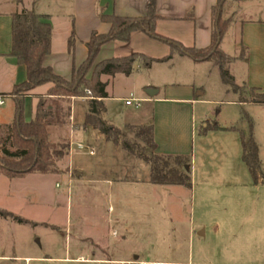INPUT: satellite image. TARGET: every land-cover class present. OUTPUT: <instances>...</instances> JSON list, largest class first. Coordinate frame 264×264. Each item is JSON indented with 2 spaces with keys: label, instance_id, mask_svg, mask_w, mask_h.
I'll list each match as a JSON object with an SVG mask.
<instances>
[{
  "label": "rangeland",
  "instance_id": "1",
  "mask_svg": "<svg viewBox=\"0 0 264 264\" xmlns=\"http://www.w3.org/2000/svg\"><path fill=\"white\" fill-rule=\"evenodd\" d=\"M1 2L15 6L18 12L35 11L38 8L41 14L56 18L57 30L63 27L66 22L64 17L69 16L73 10V0H22L21 3L18 0H0V5ZM243 6V11L232 14L231 27L226 31L221 44V50L232 58L228 70L235 78L234 88L223 83L220 70L212 61L200 66L194 63H159L149 70L137 65L135 72L130 76L117 75L105 79L108 82L107 91L112 97L107 103L109 112L105 115L106 119H110L115 127L122 129L127 140L140 143L142 147L144 145L136 138V130L125 129L127 121L136 124L164 122L163 106L156 105V118L154 115L151 117L153 105L147 103V100L169 98L170 95H189L200 101L195 105L193 123L190 118H186V112L181 115L177 113L176 117L171 119L176 134L179 131L181 135L184 134L189 120L193 127L194 136L189 139L192 188L171 185L166 187L170 192H165L162 196L156 195L157 200L165 205L155 211L154 228L157 232L150 245L157 246L159 239H162L163 244L160 251L152 252L146 257L149 261H179L184 264H264V185H255L241 159L239 134L224 131L202 134L203 128L209 123L218 124L220 127L234 126L245 133H249L252 125L256 134L255 140L264 159V106L242 107L233 103L239 102L240 98H247L250 89L243 83L242 73H238V69L245 68L244 63L238 61L241 59L239 44L242 23L264 19V1H248ZM49 85L53 87L52 84ZM46 87L47 85L42 86L35 96L26 98L23 102L25 121L35 120L38 93L43 92ZM149 87L156 88L160 91L159 94L151 98L147 93ZM11 96L20 97L21 94L13 92ZM53 98L61 101L63 106L70 104L68 99ZM118 98L123 101L120 102ZM129 99L135 101L130 108L126 105ZM13 104V100L5 98V106H0V119L3 120L0 124L13 122V115L16 113ZM87 110L88 104L85 101L77 100L73 105L72 113L77 117L80 126L73 128L74 122L70 126L71 141L66 135L69 125L72 124L70 116L64 126L51 129L52 143L58 150L62 146H67V150L64 158L58 163V172L39 174L38 178H41L44 189L42 198L33 190L37 184L34 181L23 184L20 192L14 196L8 192L4 183H1L0 209L27 222L20 224L8 219V223L0 218V253L40 258L27 264H98L73 260L77 258L78 252L81 253L83 247L80 244L75 250L73 245L69 246L68 215L70 216L71 205L75 206L77 203L75 196L81 186L79 184H84L74 182L69 185L66 170L70 167V162L87 165L89 173H95L94 163H106L113 167L119 160L124 167L123 171L135 170L140 178L149 174L150 167L139 156L134 154L136 157L132 158L122 146L112 142L108 143L109 149L102 147L107 157L90 158L84 152L70 155L68 148L71 142L83 145L102 144L103 134L91 126L85 130L81 125ZM175 121L180 124L178 127L177 123L173 126ZM232 138H235V141H232ZM144 150L147 155L152 152L149 148ZM262 169L264 170V167ZM234 172L237 174H233ZM4 180L10 182L5 177ZM235 181L240 184H234ZM27 187L31 188L27 190ZM46 190L50 192V196L57 197L56 204L51 205L46 201ZM166 208L170 211L171 218ZM109 237L113 244L112 230ZM172 248L177 250L175 256L169 254ZM84 258L98 259V255H85Z\"/></svg>",
  "mask_w": 264,
  "mask_h": 264
},
{
  "label": "crops",
  "instance_id": "2",
  "mask_svg": "<svg viewBox=\"0 0 264 264\" xmlns=\"http://www.w3.org/2000/svg\"><path fill=\"white\" fill-rule=\"evenodd\" d=\"M218 1L219 0H158L157 12L160 19L156 25L157 33L164 38L181 43L186 48L205 49L210 47L212 43L213 27L212 10L218 4ZM248 1L253 0L241 1L236 7L235 13L238 14L240 11H243V4ZM146 8V0H73L72 13L64 17V21L66 22H64L63 27L59 28V30H57L56 18L52 15L41 14L38 8L35 9L36 13L48 16V19L44 22H48L52 26L51 54L46 57L44 61L45 66L51 67L58 76L70 80L74 66H80L88 57L86 44L90 41L92 33L107 34L111 29L110 24L100 19L101 13L107 15L115 14L120 17L140 18L146 15ZM15 12H18L15 6L8 5L7 2H1L0 98L4 100L5 98L13 100V110L17 111L16 99L11 95L16 85L20 84L25 79V72L19 66L17 59L11 56L12 15ZM240 33L239 47L241 50L243 47L246 48L247 53L243 59H238V61L243 62L245 66L244 69H238V73H242L243 83L245 85L249 88L258 89L261 93H264V19L243 22ZM72 34L75 35V47L74 52L70 53L69 40ZM162 43L142 32H137L132 35L128 43L110 42L104 45L98 55L97 62L112 58L129 57L134 54H142L155 60H162L168 57L172 51L169 44ZM209 62L210 61L196 63L186 55L175 54L170 61L155 62L149 69H152L159 63H184L188 65L194 63L200 66L207 65ZM138 66L142 68L139 64ZM106 78L110 77L102 76L101 81L108 86V82L105 80ZM51 88L50 85H47L43 92L38 93L39 98L37 100V106L40 98H48V100L53 98L48 96ZM149 88L151 90H156V88L153 87ZM38 89H42V86L29 92L25 99H31L35 96ZM156 91L157 93L154 96L160 92L158 90ZM154 96L150 97L154 98ZM170 96L169 98L155 101L152 99L147 100V103L153 105L151 117L154 115V118H156V105H162L164 111V122L162 124L158 122L152 124L154 126V139L158 146L157 153L160 155L191 156L189 139H192L194 136L191 123H193L194 119L195 105L200 101L189 97V95L186 97H181L180 95ZM111 99L112 97H110L108 93V98L105 99L107 108L106 113L109 112L107 103L110 102ZM68 100H70V104L68 105H70L71 108L70 119L72 124L69 125L66 135H68V140L71 141L69 136L70 126L73 125V122V128L80 126V123L77 122V117L75 115L73 116V105L77 100L85 101L88 104L89 99L72 98ZM118 100L120 102L123 101L122 98H118ZM233 103L242 107L262 106L252 103H242L240 101ZM127 107L130 108L131 106ZM121 108L123 109L122 106ZM88 110L81 124L84 126L85 130L90 126L86 124ZM183 112H186V118H190L191 123L189 124L190 120L187 122V130L181 135L180 131L176 134L173 130L171 119L175 118L177 113L181 115ZM15 117L16 113L13 115V121ZM104 118L108 123L113 125L110 119ZM2 121L3 120L0 119V122ZM175 123H177V127L180 125L178 121H175L173 126ZM141 125L148 124H136L132 121H127L125 129L128 126ZM206 127L207 125L203 130ZM230 127L234 126L222 128ZM237 129L238 131H221L239 134L241 146L240 132L242 130L239 128ZM255 135L253 130L254 139H256ZM175 137L178 138L176 139ZM232 141H235V138H232ZM110 142L111 141H109L106 136H103L102 144L86 145L96 150L95 155L91 156L86 152H84V154L90 158L107 157L102 147L109 149L108 143ZM76 153L80 154L75 150L73 156H75ZM120 155L123 156L124 154ZM127 155H130L132 158L136 157L134 154L128 152ZM259 158L262 169L264 167V159H262L261 148H259ZM114 165L115 166L110 167L106 163H101L100 165L94 163L95 173H89L87 165H79L78 163L75 164V162H70V167L66 170L69 185L74 182L84 183L79 184L81 186L78 188V193L75 196L77 201L76 205H71L70 198L68 201V206L70 207L71 205L69 212L70 216L68 215L67 220L69 246L71 247V245H73L75 250L78 249L77 247L80 246V244L83 247L81 253L78 252L77 258L73 260L85 263L89 261L98 264H120L121 262L184 264L179 261L162 262L149 261L146 259L152 252L157 253L161 250L163 244L162 239H159V244L157 246L150 245V242L155 238V233L157 232L154 228L155 211H157V208H161V205H165L164 202L161 203L157 200L156 195L160 194L158 196H162L165 192H170L171 190H167L169 188L166 187H170L171 185L163 186L151 183L150 172L147 176L140 178L137 176L135 170L123 171L124 167L119 160ZM262 172L264 173L263 169ZM233 174L237 173L234 172ZM38 176V173H30L21 178L10 179L1 174L0 185L4 183L3 185L7 187L8 192L14 196L20 192L19 189L23 184L28 181H34L37 184H35L36 187L34 186L33 190L34 192H38L42 198L44 189L42 188L43 185H41L42 180L38 178ZM4 177L9 179L10 182H4ZM234 184H240V182L235 181ZM56 185L58 187V184ZM30 188L31 187H27L26 189L28 190ZM45 199L47 202H50L51 205L57 203V197L50 196V192H47V190L45 191ZM167 214L169 218H171V213L168 209ZM5 221L9 223L8 219H5ZM111 230L113 231V244L109 237ZM146 253L149 254L146 255ZM92 254L94 256L98 255V259L84 258L85 255L91 256ZM169 254L170 256H175V254H177L176 248L170 249ZM31 260H40V258L0 253V264H27V262Z\"/></svg>",
  "mask_w": 264,
  "mask_h": 264
},
{
  "label": "trees",
  "instance_id": "3",
  "mask_svg": "<svg viewBox=\"0 0 264 264\" xmlns=\"http://www.w3.org/2000/svg\"><path fill=\"white\" fill-rule=\"evenodd\" d=\"M21 3L22 0H18ZM147 13L144 17L129 18L115 14H100V19L111 25L107 34L92 33L86 44L88 57L80 66H74L70 80L64 79L45 66L44 61L51 54L52 26L46 15H40L34 10L15 12L12 15V51L11 56L16 58L19 66L25 72V79L17 84L14 93L21 94L16 99V117L10 124H0V175L10 179L21 178L30 173L53 174L59 171L58 163L64 158L67 146L60 150L51 141V129L64 126L70 116V105L63 106L61 101L44 100L40 98L37 106L36 118L31 122L23 119V102L26 95L34 89L52 84L48 96L58 99L87 98L88 114L86 124L107 137L114 144L122 146L126 151L139 156L150 167V181L155 185H174L192 188L191 171L185 169L190 166L191 156L158 155V146L154 139L152 124L128 126L126 129H135L136 138L140 143L131 142L124 136V131L105 120L108 98L107 84L101 81L102 76L115 77L116 75L130 76L139 64L149 69L155 62L170 61L175 54L186 55L194 62L212 61L219 68L222 81L232 88L235 78L228 70L232 58L221 50L223 37L232 23L236 7L243 0H219L213 8L212 43L205 49L186 48L181 43L164 38L156 31L160 16L157 12L158 0H146ZM142 32L149 37L169 44L171 54L155 60L142 54L129 57L112 58L97 62L102 47L110 42L128 43L134 33ZM75 35L69 40V51L74 52ZM246 48H242L241 55H246ZM242 103H252L264 106V93L250 88L247 98H240ZM238 131L236 127L222 128L218 124H207L202 134L209 131ZM242 146V160L249 169L255 184L264 185V173L261 169L259 146L253 137V126L250 132H240ZM145 148L152 152L145 153ZM0 218L11 219L17 223H26L24 219L0 209Z\"/></svg>",
  "mask_w": 264,
  "mask_h": 264
},
{
  "label": "built area",
  "instance_id": "4",
  "mask_svg": "<svg viewBox=\"0 0 264 264\" xmlns=\"http://www.w3.org/2000/svg\"><path fill=\"white\" fill-rule=\"evenodd\" d=\"M90 96H91V93L87 92V99H89ZM134 102L135 101L133 99H129L126 101V105L132 106ZM3 105H5V100L3 98H0V106H3ZM138 106L139 105H136V107H138ZM75 150H76V152H79V153L86 152L87 154H89L91 156L96 154V150L90 146H86V145H83L80 143L76 144V143L71 142L70 147L68 148L70 155H73L75 153ZM120 264H147V263H144V262H121Z\"/></svg>",
  "mask_w": 264,
  "mask_h": 264
},
{
  "label": "water",
  "instance_id": "5",
  "mask_svg": "<svg viewBox=\"0 0 264 264\" xmlns=\"http://www.w3.org/2000/svg\"><path fill=\"white\" fill-rule=\"evenodd\" d=\"M156 93H157L156 90H148V94H149L150 96H154ZM185 169H186L187 171L190 170L189 166H186Z\"/></svg>",
  "mask_w": 264,
  "mask_h": 264
}]
</instances>
